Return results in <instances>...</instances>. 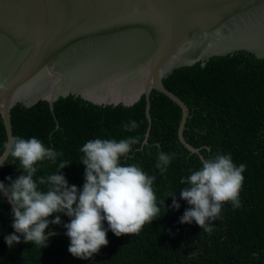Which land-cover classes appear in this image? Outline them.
Wrapping results in <instances>:
<instances>
[{
    "label": "trees",
    "instance_id": "trees-1",
    "mask_svg": "<svg viewBox=\"0 0 264 264\" xmlns=\"http://www.w3.org/2000/svg\"><path fill=\"white\" fill-rule=\"evenodd\" d=\"M163 86L187 107L183 138L199 148L202 158L217 152L231 154L237 165L246 170L240 192L241 207L222 206L220 218L211 221L213 231L206 233L193 220L180 223L187 202L180 198L186 185L182 176L200 167L201 159L178 141L176 130L180 108L164 94L149 92L150 122L146 142L142 143L148 122L143 96L130 106L91 105L73 95L58 97L48 104L39 100L29 107L14 104L9 110L11 135L39 138L47 147L62 152L56 162H39L36 177L57 171L61 161L69 164L63 174L69 185L82 189L85 166L80 147L89 139H120L138 136L140 143L124 165L138 164L154 176L153 188L161 215L145 224L138 235L117 237L109 229L108 244L88 259L68 252L69 239L63 223L70 218L59 213L62 223L49 225L47 246L41 249L31 242L9 247L4 237L12 234L11 208L0 198V264H264V60L256 63L249 57L213 56L203 65L196 62L162 79ZM135 120L139 127L132 132L122 125ZM5 145V131L0 118V153ZM176 153L167 170L156 167L159 153ZM0 166V179L7 186L22 173L18 161L8 157ZM34 177V178H36ZM46 185L41 189H46ZM179 209L171 207L173 197ZM54 217H49L53 219ZM107 228V221H104ZM45 232V233H46ZM19 235V234H17Z\"/></svg>",
    "mask_w": 264,
    "mask_h": 264
},
{
    "label": "water",
    "instance_id": "water-1",
    "mask_svg": "<svg viewBox=\"0 0 264 264\" xmlns=\"http://www.w3.org/2000/svg\"><path fill=\"white\" fill-rule=\"evenodd\" d=\"M223 55L264 60V0H0L5 143L14 104L43 100L52 109L67 95L94 106H130L143 96L145 143L153 89L178 105L177 139L202 160L182 136L187 107L162 79Z\"/></svg>",
    "mask_w": 264,
    "mask_h": 264
},
{
    "label": "clouds",
    "instance_id": "clouds-1",
    "mask_svg": "<svg viewBox=\"0 0 264 264\" xmlns=\"http://www.w3.org/2000/svg\"><path fill=\"white\" fill-rule=\"evenodd\" d=\"M122 127L132 132L139 125L131 120ZM138 143V136L87 140L79 149L85 171L84 184L78 189L76 185H69L63 174H57L69 164L66 161L60 162L55 173L36 177L39 162L55 163L62 152L47 147L35 136L11 137L0 154V166L9 162L10 156L18 161L22 173L14 180L6 177L11 181L7 186L0 181V198L7 197L11 205L14 229L4 237L6 244L12 247L23 237L24 243L31 242L40 249L47 246L50 236L45 232L49 225L62 223L59 213L70 218L63 223L70 241L68 252L80 259L92 257L108 244L109 229L117 237L138 235L145 224H151L161 215L153 188L155 177L149 176L138 164L121 163V158H126ZM175 156L174 152L159 153L156 167L166 171ZM245 170L246 165L235 164L231 154L217 152L202 159L198 169L180 178V184L186 185L180 191V198L190 207L185 209L179 222L194 220L206 233H211V221L220 218L224 204L231 203L234 209L242 206L240 192ZM44 185L46 189H41ZM170 196L173 197L171 207L179 209L175 193Z\"/></svg>",
    "mask_w": 264,
    "mask_h": 264
}]
</instances>
